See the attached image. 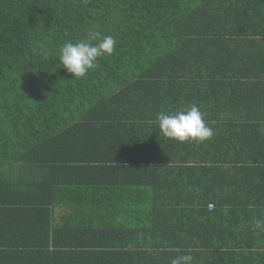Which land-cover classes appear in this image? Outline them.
Listing matches in <instances>:
<instances>
[{
  "label": "trees",
  "instance_id": "1",
  "mask_svg": "<svg viewBox=\"0 0 264 264\" xmlns=\"http://www.w3.org/2000/svg\"><path fill=\"white\" fill-rule=\"evenodd\" d=\"M92 32L115 50L72 77ZM192 104L213 137H164ZM257 218L264 0H0V264H264Z\"/></svg>",
  "mask_w": 264,
  "mask_h": 264
},
{
  "label": "clouds",
  "instance_id": "2",
  "mask_svg": "<svg viewBox=\"0 0 264 264\" xmlns=\"http://www.w3.org/2000/svg\"><path fill=\"white\" fill-rule=\"evenodd\" d=\"M96 40V43H92ZM117 41L111 35L102 38L99 33L92 32L87 39L76 42L66 41L60 48L59 63L72 77L83 78L98 66L99 58L112 55ZM164 137L178 142H204L211 139L214 130L205 120V113L192 104L174 112L160 111L155 121ZM252 227L258 232H264V218L252 221ZM193 257L183 254L171 259L170 264H192Z\"/></svg>",
  "mask_w": 264,
  "mask_h": 264
},
{
  "label": "crops",
  "instance_id": "3",
  "mask_svg": "<svg viewBox=\"0 0 264 264\" xmlns=\"http://www.w3.org/2000/svg\"><path fill=\"white\" fill-rule=\"evenodd\" d=\"M55 209H56V216H58V215L60 214V213H59V212H60V209L57 208V207H56Z\"/></svg>",
  "mask_w": 264,
  "mask_h": 264
},
{
  "label": "built area",
  "instance_id": "4",
  "mask_svg": "<svg viewBox=\"0 0 264 264\" xmlns=\"http://www.w3.org/2000/svg\"><path fill=\"white\" fill-rule=\"evenodd\" d=\"M212 208V204H209V209H211Z\"/></svg>",
  "mask_w": 264,
  "mask_h": 264
}]
</instances>
